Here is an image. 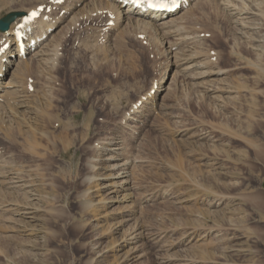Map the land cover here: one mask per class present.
I'll use <instances>...</instances> for the list:
<instances>
[{"label":"rangeland","instance_id":"374dc122","mask_svg":"<svg viewBox=\"0 0 264 264\" xmlns=\"http://www.w3.org/2000/svg\"><path fill=\"white\" fill-rule=\"evenodd\" d=\"M56 1L0 0V17L47 6L38 15L60 27L56 69L38 77L26 54L24 75H14L26 105L38 106L35 119L25 113L19 125L13 109L0 111V158L35 173L42 195L35 225L21 223L10 236L0 221V264H264V82H255L264 58L235 40L214 3L187 10L184 29L202 37L193 46L230 69L234 90L218 100L179 70L183 59L171 54L184 57L189 46L173 36L116 26L104 0ZM153 84L169 90L139 127L122 128L128 151L145 160L140 189L132 202L106 204L102 181L84 180L104 171L95 146L120 130L123 112ZM25 138L37 155L17 143ZM90 163L99 168L91 172ZM135 229L141 236L126 245Z\"/></svg>","mask_w":264,"mask_h":264},{"label":"bare ground","instance_id":"6f19581e","mask_svg":"<svg viewBox=\"0 0 264 264\" xmlns=\"http://www.w3.org/2000/svg\"><path fill=\"white\" fill-rule=\"evenodd\" d=\"M104 1L108 9H110L109 13L112 12V15H114L116 26L123 27V25H127L133 28L135 27V29L142 28L144 30H150L151 32L154 31L161 36V39L166 36H173V39H175L176 42L175 44L183 43L185 46H189L186 48V54L184 57H181L180 55V58L177 57L178 54L176 51H174V55L173 52L171 54L173 57L175 56L176 59H183L182 62H179V70L183 74L190 76L192 78V83L201 88L203 92L210 94L209 96L217 98L218 100L225 97L226 93L229 95L234 90V88L227 83L228 81L225 77L230 69L212 65V63H216V60H208L199 54L200 52L197 47L193 46L196 42L200 41L202 37L199 32L200 30L188 31L184 29L183 20L188 16L185 15V13L188 12L187 10H192L203 3H214L220 10L221 15L230 25L233 34H236L237 37L234 36L235 40L240 44H243L246 49L248 48L251 50L259 58L260 56L264 58V0H185L186 3H181V0H175L180 1L179 8L167 14L153 13L148 10L136 9L122 0ZM166 1L170 3L172 2V0ZM88 3L84 4L88 6L90 5ZM87 11H84V13L86 14ZM10 12H18V15L15 17L16 19L11 23L8 30L0 31V48L5 43L9 45L7 49L0 52V111L11 114L14 110V117L16 122L20 125L24 121L22 117L25 113L29 114L31 120L35 119L38 112V106H35L37 108L36 109L34 106L30 107L26 105L24 101V99H26L24 98L25 93L21 85L22 82L20 83V81H16L17 79L14 80V75L17 76L16 73L19 72L21 76V72L24 71L22 68L25 69V66L22 67L23 62L26 60H23V56H19L17 54V48H13L15 42L14 36L20 31L29 36L28 42L34 40V44L27 47L26 54H30V60H35L34 62L36 64H34V66L38 68V70L36 68L35 69L37 70L38 77H40L42 75V71L49 73L47 70H52L54 67L56 69V63L58 62H56V58H52L51 56L58 45L56 41H60V39H55L60 27L57 28L59 22H57L56 19L51 20L48 16H39L41 14L38 15V13L36 18L24 23L23 27H19L18 25L23 21L22 15L25 12L23 10H11ZM30 12L27 11L28 14ZM84 13L82 12L79 17L83 18L85 16ZM189 14H191V11ZM75 16V14L71 15L69 20L71 21L72 18V21L79 19L78 16H76L77 18H75ZM109 24L111 25V23ZM214 33V36L220 37L217 31H214ZM54 39L56 41H53ZM238 56L241 55L238 54ZM241 58H243V56ZM177 60L175 61L177 62ZM25 64L26 63H24V65ZM34 66H32V68H34ZM248 66H250V64ZM20 67H22V70H20ZM257 67L260 70L261 75L258 78L259 80H255V82H264V67ZM30 70V72H33L31 68ZM30 72L28 75L32 76ZM24 73L25 71L23 72V75ZM7 74H10V76L6 77ZM48 75L50 76V74ZM48 75L45 74L49 81L51 76L49 77ZM9 88L12 89L9 90ZM167 90H169V86L167 85L159 86L153 84L152 88H150L147 93L143 91L138 94L136 100L133 101L121 115L122 126L120 130H115L111 133L110 137H108L102 145L95 146L96 148H100L99 157L94 158V160L104 161L102 163V169L104 171L94 172L91 175L86 176L84 180H87L88 182L96 180L102 181L99 183V186L105 194L103 200L106 204H112L114 202H132L134 200V194L139 191L141 186L140 178L142 177L141 164H143V161L145 160L138 155L137 152L128 151V145H126V142L124 141L122 128L139 127L137 121H142L140 117L144 116L147 111L151 110L150 108L153 107L155 98H164L168 92ZM9 92L13 94V96H11L13 97V99L11 98L12 100H9ZM218 93H221L222 95ZM159 105L162 106L160 102ZM10 109L13 110L11 111ZM8 131L9 130H7V132ZM24 142L25 143L22 144L21 141L18 140L17 143L22 145L20 147H22L24 151L30 154L33 152L35 155L38 154V152L34 150L35 146L32 144L31 140L25 138ZM92 160L93 159H90L89 162ZM98 168L99 167H97L94 163H90L91 172L96 171ZM39 187L40 181L35 173L26 174V172L22 169L14 167L7 160H4V158H0V221L1 226L6 228L8 235L12 236L9 232H15V230L20 227L21 223L23 224L29 222L35 225L38 221H40L42 211L40 207L42 205L39 203V206L38 202L42 195ZM5 189H9L11 190L10 192H15V195L20 194L21 196L8 198L6 194L7 191H5ZM139 196L145 198L144 193L139 192ZM90 204L91 202L87 203L86 201L85 205L90 206ZM127 219L129 220L130 217ZM129 232L130 230L126 233ZM139 234L140 231L137 229L134 231L132 230L131 233L127 234L124 239L125 242H127L126 245L135 243L139 238Z\"/></svg>","mask_w":264,"mask_h":264},{"label":"snow or ice","instance_id":"6c2138e0","mask_svg":"<svg viewBox=\"0 0 264 264\" xmlns=\"http://www.w3.org/2000/svg\"><path fill=\"white\" fill-rule=\"evenodd\" d=\"M134 3H138V0H133ZM172 4H175V0H172ZM169 5L167 3L159 2V3H150L149 7L153 8H167ZM37 15V11H32L25 17V21L33 19ZM23 27V25H20Z\"/></svg>","mask_w":264,"mask_h":264},{"label":"water","instance_id":"95a60500","mask_svg":"<svg viewBox=\"0 0 264 264\" xmlns=\"http://www.w3.org/2000/svg\"><path fill=\"white\" fill-rule=\"evenodd\" d=\"M20 14V13H19ZM18 15V12H10L6 16L0 19V31H4L8 28L9 23Z\"/></svg>","mask_w":264,"mask_h":264}]
</instances>
